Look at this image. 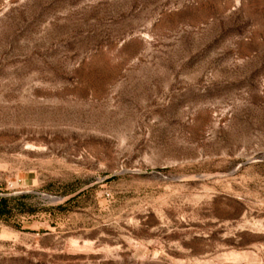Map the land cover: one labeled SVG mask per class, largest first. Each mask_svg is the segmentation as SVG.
Here are the masks:
<instances>
[{"label":"rangeland","instance_id":"374dc122","mask_svg":"<svg viewBox=\"0 0 264 264\" xmlns=\"http://www.w3.org/2000/svg\"><path fill=\"white\" fill-rule=\"evenodd\" d=\"M0 197V264H264V0H0Z\"/></svg>","mask_w":264,"mask_h":264},{"label":"trees","instance_id":"16d2710c","mask_svg":"<svg viewBox=\"0 0 264 264\" xmlns=\"http://www.w3.org/2000/svg\"><path fill=\"white\" fill-rule=\"evenodd\" d=\"M7 203V198H2L0 197V216H2L4 214V206Z\"/></svg>","mask_w":264,"mask_h":264},{"label":"water","instance_id":"95a60500","mask_svg":"<svg viewBox=\"0 0 264 264\" xmlns=\"http://www.w3.org/2000/svg\"><path fill=\"white\" fill-rule=\"evenodd\" d=\"M52 200H56V198H51Z\"/></svg>","mask_w":264,"mask_h":264}]
</instances>
